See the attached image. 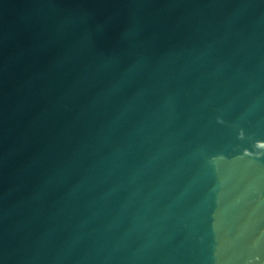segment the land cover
Listing matches in <instances>:
<instances>
[{"label": "water", "instance_id": "1", "mask_svg": "<svg viewBox=\"0 0 264 264\" xmlns=\"http://www.w3.org/2000/svg\"><path fill=\"white\" fill-rule=\"evenodd\" d=\"M0 264H264V0H0Z\"/></svg>", "mask_w": 264, "mask_h": 264}]
</instances>
